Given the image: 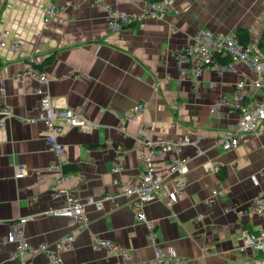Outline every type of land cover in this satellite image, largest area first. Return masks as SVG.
I'll return each mask as SVG.
<instances>
[{
	"label": "crops",
	"instance_id": "0c3cea01",
	"mask_svg": "<svg viewBox=\"0 0 264 264\" xmlns=\"http://www.w3.org/2000/svg\"><path fill=\"white\" fill-rule=\"evenodd\" d=\"M106 1L140 14L149 0ZM51 3L57 15L45 23L42 8ZM4 26L11 32L7 41L15 39L22 47L0 48V106L14 113L0 128V264L49 262L46 250L19 252L13 231L22 217H30L23 227L33 247L53 249L62 237L77 233L74 246L60 255L63 264H128L98 246L97 238L123 247L130 262L153 259L156 245L124 196L104 202L101 209L86 206V227L51 214L65 202L64 195L54 196L61 186L56 176L69 175L63 187L82 200L100 199L117 190L114 178L141 176L144 140L184 136L191 143L183 148L188 172L182 194L175 201L168 198L173 176L167 177L160 195L145 205L156 224V244L174 249L190 264H261L260 252L241 250L240 245L243 229L264 227V215L246 211L264 194V127L257 135H245L238 147L224 150L217 138L237 125L239 110L224 104L211 112L219 97H232L238 80L253 79L255 71L238 62L234 70L204 69L198 80L183 78L176 52L203 29L222 36L243 27L250 43L258 44L264 32V0H174L162 16L115 31L96 0H0V31ZM52 55L43 70L49 76L45 90L58 105L80 108L98 123L92 132L65 127L59 134L62 158L50 147L44 123L22 120L37 113L40 97L38 81L18 75L29 68L30 58L43 62ZM246 91V100L261 96L250 84ZM139 103L143 110L123 122L122 113ZM119 149L125 162L117 174L113 169ZM157 161L164 167L169 158L159 156ZM53 164L61 168L53 170ZM215 164L224 176H217ZM18 165L26 168L23 176L16 175ZM216 189L221 194H214Z\"/></svg>",
	"mask_w": 264,
	"mask_h": 264
},
{
	"label": "built area",
	"instance_id": "2783aa9c",
	"mask_svg": "<svg viewBox=\"0 0 264 264\" xmlns=\"http://www.w3.org/2000/svg\"><path fill=\"white\" fill-rule=\"evenodd\" d=\"M174 0L148 1L144 4L140 14H134L127 10L112 7L106 0H96L107 12V21L111 30H119L126 26L141 22L145 18L160 17L168 11V7ZM44 22L49 23L57 15L55 3L48 4L42 8ZM11 32L9 27L4 26L0 31V48L9 46L13 51L21 49L19 41L8 42ZM218 57L227 58L226 62L219 61ZM176 61L179 74L183 78L191 77L199 79L204 69L223 73L224 71L234 70L238 62H242L252 67L256 76L248 80L245 77L238 80L232 97L222 95L211 106V112H217V109L224 104H229L239 110V121L235 127L223 132L218 138L217 143L224 150H231L238 147L242 138L247 134H257L264 127V53L258 44L249 43L244 45L238 39L236 32L226 35H216L210 29L198 31L191 43L181 46L176 52ZM33 62H38L32 57L29 60V68L19 74L18 78L32 77L38 81L35 88L39 95L38 111L32 116L24 117L22 120L27 123L42 122L49 130L46 139L50 147L54 150L57 157L64 155V145L59 139V134L65 127L78 126L85 132H92L97 128L98 123L89 117L82 109H73L66 105H58L53 96L45 90L43 85L49 80L46 72L40 71L32 66ZM261 91V96L257 99L246 100L247 85ZM144 108L142 103L126 109L121 120L124 122L132 118ZM14 115L11 107L7 105L0 106V128L5 126L9 119ZM142 142V141H141ZM147 149L141 156V162L144 170L141 176L136 180H123L119 177L113 180L117 187L115 192H105L100 199L92 197L82 200L73 194L67 188L62 187L69 176L65 173L56 176L57 184L61 186L54 192L55 197L64 195L65 202L62 206L52 208L49 212L56 216L66 217L71 224L79 223L82 227L89 224V218L86 214V206L94 205L101 209L104 202H112L117 196H124L132 206L136 219L144 223L148 228V237L156 245V255L153 259L145 262H130L131 257L128 252L120 245L108 239L97 238L98 246L106 247L110 253L119 254L128 261V264H190L189 259L177 253L174 249L163 248L157 243L155 235L156 224L150 220L145 213V205L160 195L167 177H172V188L168 192V198L172 201L182 194L186 180L185 174L188 172V159L183 154L185 145L190 144V140L184 136L178 139L165 138H147L142 142ZM167 155L169 162L162 167L158 163L159 156ZM125 153L119 149L114 163L113 171L119 174L124 166ZM59 164L51 165V169H57ZM219 166L215 164L213 170L217 172ZM26 168L16 167V175L23 176ZM214 194H221L218 189ZM249 214L264 215V194H259L253 200L252 206L246 209ZM30 217H22L14 224V239L18 241V248L21 254L31 252L37 253L46 250L49 255L48 264H63L61 254L74 246L76 233L72 232L58 240L53 249H48L47 245L40 244L37 247L31 246L25 238L24 224ZM1 222V220H0ZM240 249H253L262 254L261 264H264V227L254 232L247 228L241 232ZM24 264H33L31 260Z\"/></svg>",
	"mask_w": 264,
	"mask_h": 264
},
{
	"label": "trees",
	"instance_id": "16d2710c",
	"mask_svg": "<svg viewBox=\"0 0 264 264\" xmlns=\"http://www.w3.org/2000/svg\"><path fill=\"white\" fill-rule=\"evenodd\" d=\"M149 1H157V0H149ZM236 35L238 37V39L240 40L241 43H243L244 45H247L251 42V37H250V33L248 31V29L240 27L237 29L236 31ZM258 46L261 48V50L264 53V32L258 42ZM53 59V55L51 57L46 58L43 62H33L32 66L40 71L44 70V66L49 63L51 60ZM219 61L221 62H226L227 58H222V57H218ZM3 67V62L0 59V69ZM72 170H77V165H73L70 167ZM221 169V168H220ZM217 176H224V174H221V170L217 171Z\"/></svg>",
	"mask_w": 264,
	"mask_h": 264
},
{
	"label": "bare ground",
	"instance_id": "6f19581e",
	"mask_svg": "<svg viewBox=\"0 0 264 264\" xmlns=\"http://www.w3.org/2000/svg\"><path fill=\"white\" fill-rule=\"evenodd\" d=\"M120 9V8H119ZM143 21V20H142ZM15 40V39H14ZM190 42H192V41H190ZM144 105V104H143ZM140 113V112H139ZM75 127V126H74ZM77 127V126H76ZM79 128V127H78ZM125 131V130H124ZM257 135V134H256ZM145 139V138H144ZM140 141V140H139ZM120 147V146H119ZM144 149V148H143ZM19 166V165H18ZM25 166V165H24ZM61 168V167H60ZM54 170V169H53ZM27 172V171H26ZM187 174V173H186ZM69 176V175H68ZM115 179V178H114ZM64 184V183H63ZM60 186V185H59ZM57 187H58V185H57ZM62 187H63V185H62ZM17 222V221H16ZM15 222V223H16ZM81 230V229H80ZM14 232V231H13ZM26 233V232H25ZM68 233V232H67ZM77 234V233H76ZM43 243V242H42ZM50 244V243H49ZM54 244V243H53ZM18 246V245H17ZM32 246V245H31ZM26 254V253H25ZM13 257V256H12ZM18 258V257H17ZM32 262V261H31Z\"/></svg>",
	"mask_w": 264,
	"mask_h": 264
}]
</instances>
